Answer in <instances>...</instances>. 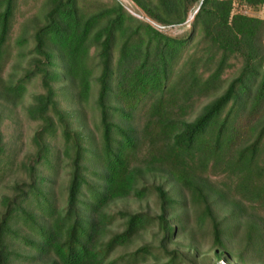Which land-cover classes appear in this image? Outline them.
Masks as SVG:
<instances>
[{
	"label": "trees",
	"instance_id": "16d2710c",
	"mask_svg": "<svg viewBox=\"0 0 264 264\" xmlns=\"http://www.w3.org/2000/svg\"><path fill=\"white\" fill-rule=\"evenodd\" d=\"M131 1L156 25L165 28L187 21L188 28L178 35L166 34L132 17L116 0L89 12L84 0H46L42 23L31 34L28 67L15 83L0 85L2 93L19 97L25 84L39 77L43 92L35 94L27 108V115L40 121L32 134L34 165L52 168L55 153L48 139L57 130L64 153L70 152L63 206L56 210L49 200H43L42 215L48 225L37 224L21 207L27 198L42 196L35 182L42 177L34 174V166H26L29 182L15 184L13 198L2 199L0 264L20 257L6 241L15 235L12 224L18 216L37 229V239L30 244L37 257H48L45 264H137L147 257L156 258L148 245L110 258L149 225L156 227L158 247L164 254V261L153 264H183L182 253L175 248L165 250V243L183 230L185 199L202 206L199 220L209 226L211 264H247L243 254L248 249L253 259H259L264 220H247L242 248L235 252L231 237L243 223L244 201L232 199L228 214L219 217L210 208L215 199L208 200L205 191L225 201L231 189L216 190L208 180L209 173L219 170L225 173L223 179L234 181V195L259 200L264 207V19L233 8L237 4L256 10L264 0ZM15 6L16 0H0V67ZM25 42L23 37L16 39L17 46ZM92 46L98 67L95 77L89 62ZM234 62L237 71L224 84L222 75ZM60 78L67 81L77 101L87 99L91 81H95L98 147L71 129L67 113L57 106L54 82ZM207 97L188 119L194 103ZM133 114L142 115L138 129L132 125ZM253 117L260 118L259 125L243 130V120ZM247 132L250 140L240 142ZM144 140L156 155L143 164L158 160L165 174L188 195L177 200L163 187L152 186L158 212L152 216L120 212L121 229L99 241L102 227L111 222V216L102 212L109 202L149 193L147 187L136 186L140 171L130 161ZM2 151L0 137V157ZM89 158L99 160L103 167L97 185L86 181L84 161Z\"/></svg>",
	"mask_w": 264,
	"mask_h": 264
},
{
	"label": "rangeland",
	"instance_id": "374dc122",
	"mask_svg": "<svg viewBox=\"0 0 264 264\" xmlns=\"http://www.w3.org/2000/svg\"><path fill=\"white\" fill-rule=\"evenodd\" d=\"M46 0H16V6L11 22L10 31L7 37L5 46V56L3 57V64L0 67V85L13 84L16 82L24 70L28 67L29 59L31 58L32 39L31 34L34 29L42 23L43 13L46 10ZM118 1L125 11L132 17L144 21L151 26L157 28L156 24L151 21L131 0H116ZM111 0H84V8L86 12L96 10L103 4L110 3ZM234 11H242L246 14L256 16L264 19V3L256 10L246 9L237 4H234ZM189 20V18L187 19ZM187 22V21H186ZM184 22L180 25L167 26L161 31L169 35H178L184 32L188 28V24ZM158 29V28H157ZM23 37L26 39L25 44L17 46L16 39ZM261 44L264 45V36L261 38ZM115 52V51H114ZM90 59L89 62L93 68L92 77H95L97 73L96 57L94 55V47H90ZM234 66L224 72L222 77L224 78V84L235 75L238 63L234 62ZM55 87V99L57 106L64 111L69 121L70 128L78 131L80 135L87 137L90 142L98 147L99 143V125H98V111L95 105V96L97 85L94 80L91 81V88L87 99L77 101L73 92L68 86L65 79H58L54 82ZM43 89L40 85L39 77L35 76L31 78L29 82L25 84V89L21 96L14 97L8 96L0 90V137L3 151L0 157V214L3 212L4 207L2 203L3 198H13L14 185L20 183H27L30 180L26 166L28 164L34 166V174L42 177L36 186L39 189L41 197L27 198L21 207L24 211L30 213L31 217L37 224H47L49 221L44 219L43 212V200L47 199L56 207V210L63 206L65 199V188L68 180L69 172V157L70 152L67 154L63 151V140L57 130L51 135L49 145L52 147V151L55 153V158H52V168L47 169L43 165H34L35 146L32 142V134L38 128L40 121L32 119L27 115V108L32 104V99L35 94L42 93ZM209 97L201 98L196 101L192 108V113L188 119L198 112L201 105L204 104ZM52 115V112H50ZM134 120L132 125L138 129L142 123V115L136 116L133 114ZM54 117V116H53ZM260 123V118H249L248 121L241 124L243 130H247L249 127H256ZM246 124V125H245ZM58 128V127H57ZM248 134V132L246 133ZM248 137V138H247ZM247 138L250 140V135H245L239 141L243 142ZM85 141V139H84ZM147 140L136 148V150L130 155L131 165L135 166L140 171L137 181V187H147L149 193L136 198L132 195H128L124 198L114 199L109 202L102 212L111 216V222L104 224L103 229L99 234V241H103L110 232L118 231L121 229L120 212H144L150 216L158 212V199L155 192L152 191V186L158 185L163 187L169 192L173 198L180 200L188 195L185 191L179 190L177 185L165 174L163 166L160 165L158 160H155L158 164L151 163V165L145 166L143 161L156 155L154 150H148ZM51 151V150H50ZM52 151L49 155L52 154ZM89 157V155H85ZM55 159V160H54ZM84 172L86 181L89 185H97L100 182V174L103 172V167L99 160H85ZM220 168V167H219ZM33 174V175H34ZM225 173L217 171L212 174L209 173V182L212 187L215 185L217 188L231 189V192L224 199L225 201L218 200L214 193L205 191L208 193V200L211 201V210L219 217L228 214L229 204L232 199H240L244 201L245 214L241 215L242 224L234 231L231 237V246L233 251L237 252L242 248L241 237L242 232L245 230V224L247 220L252 219L256 221L258 218L264 220V207L260 206L259 200L246 201L242 198H238V195H234L233 186L234 181L223 179ZM233 179V178H232ZM217 187V188H216ZM175 192H179L175 194ZM83 195L88 196L85 188ZM187 221L184 223L183 230L179 231V236H176L172 241L165 243V250L177 249L178 253H182L185 257L183 264H211L214 261L212 254V247L210 245V230L206 221H200L199 216L201 214L202 206L197 203H191L190 200L185 199ZM12 230L15 235H10L6 238L9 247L16 251L20 256L15 258L10 264H45L47 256L37 257L36 250L30 244L31 241L37 239V229L29 221L23 220L20 216L14 218L12 224ZM158 233L154 225H149L146 228L139 231L132 241L125 247H119L112 252V257H116L119 254H125L136 247L141 245H148L152 249V253L156 258L147 257L144 262L137 264H153L156 260L159 262L164 261L163 250L160 249L158 243ZM253 251L248 249L243 258L247 264H254V261H259L256 264H264V247L259 250V259H253L255 257ZM36 256V257H35ZM49 257L51 255H48ZM26 257H30L26 259ZM158 262V263H159ZM47 263V262H46ZM116 264H125L119 263ZM215 264H226L224 261H218Z\"/></svg>",
	"mask_w": 264,
	"mask_h": 264
},
{
	"label": "built area",
	"instance_id": "2783aa9c",
	"mask_svg": "<svg viewBox=\"0 0 264 264\" xmlns=\"http://www.w3.org/2000/svg\"><path fill=\"white\" fill-rule=\"evenodd\" d=\"M159 30L163 29V26L156 25Z\"/></svg>",
	"mask_w": 264,
	"mask_h": 264
},
{
	"label": "crops",
	"instance_id": "0c3cea01",
	"mask_svg": "<svg viewBox=\"0 0 264 264\" xmlns=\"http://www.w3.org/2000/svg\"><path fill=\"white\" fill-rule=\"evenodd\" d=\"M262 5H263V4H262ZM262 5H261V6H262Z\"/></svg>",
	"mask_w": 264,
	"mask_h": 264
}]
</instances>
